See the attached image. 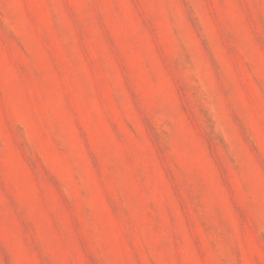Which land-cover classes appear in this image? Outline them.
Instances as JSON below:
<instances>
[{"label": "rangeland", "instance_id": "obj_1", "mask_svg": "<svg viewBox=\"0 0 264 264\" xmlns=\"http://www.w3.org/2000/svg\"><path fill=\"white\" fill-rule=\"evenodd\" d=\"M0 264H264V0H0Z\"/></svg>", "mask_w": 264, "mask_h": 264}]
</instances>
